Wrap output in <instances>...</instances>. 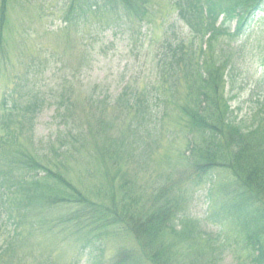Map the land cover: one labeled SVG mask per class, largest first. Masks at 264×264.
I'll return each instance as SVG.
<instances>
[{
    "label": "rangeland",
    "instance_id": "rangeland-1",
    "mask_svg": "<svg viewBox=\"0 0 264 264\" xmlns=\"http://www.w3.org/2000/svg\"><path fill=\"white\" fill-rule=\"evenodd\" d=\"M71 2L10 0L7 24L4 31L0 29L6 48L0 51L1 56L6 55L1 59L0 116L8 115L9 109L2 108L3 97L16 81L18 115L35 94L45 99L33 112L34 126L27 124L17 138L20 150L36 152L42 158L41 165L63 173L96 203L108 197L110 189L119 197L124 190L147 202L159 185L169 183L175 192L181 186L188 201L182 218L174 223L181 228L193 220L188 224L191 234L199 236L181 239L171 229L169 239L183 246L189 242L188 257L197 264H248L251 252L246 231L239 218L220 208L216 181L214 186L210 179L199 184L182 181L186 173L191 174L184 153L193 138L179 111L187 89L182 83L170 93L159 63L168 39L173 40L169 24L177 20L170 1L152 0L150 17L141 21L122 6L95 13L93 10L103 5H89V13L78 17L76 9L69 23L66 18ZM174 29L189 43L192 35L186 27L178 23ZM215 48L227 54L225 95L238 121L250 124L264 118V14L244 36L220 37ZM32 62L37 66L34 70L29 68ZM124 92L127 96L138 92L145 109L151 107L153 115H136L138 107L120 106L118 98ZM59 93L74 98L65 112L70 121L67 129L54 103ZM93 99L108 104H96ZM141 116L153 123L147 131L140 127ZM113 139L120 141L119 145L110 144ZM27 176L33 178L31 171ZM35 207L29 208L12 246L15 258L0 264H87L89 250L82 248L79 239L98 231L86 227L82 232L64 218L72 206L48 210L47 203L40 200ZM9 229L12 232L10 225ZM10 232L0 231V247L6 245ZM101 232L102 264L113 261L123 250L137 248V239L125 224L108 226Z\"/></svg>",
    "mask_w": 264,
    "mask_h": 264
},
{
    "label": "trees",
    "instance_id": "trees-1",
    "mask_svg": "<svg viewBox=\"0 0 264 264\" xmlns=\"http://www.w3.org/2000/svg\"><path fill=\"white\" fill-rule=\"evenodd\" d=\"M9 4L10 0H1L0 29L3 31L8 20ZM86 4L121 5L130 14L142 15L141 18L150 10V0H72L69 19L65 17L66 20L70 21L76 9L79 10L78 17L86 13ZM173 4L194 34L187 45L182 40L170 41L161 57L162 77L168 91L174 93L182 83L187 89L179 111L190 138L197 139H190L184 153L190 163L188 171L191 174L185 171L186 175L181 179L192 184L210 179L213 186L216 181L220 208L227 215L239 218L246 231L247 248L251 252L247 263L264 264V118L259 117L260 120L250 124L238 121V115H234L230 100L225 95L227 54L223 49L219 51L215 48L221 36H242L257 15L264 13V0H173ZM3 37L4 32L0 39V51L5 48ZM35 95L25 106L27 112L36 111L40 101L43 103L40 95ZM127 97L120 96L118 103H123L126 108L139 104L138 94L125 100ZM72 102V98L64 94L54 101L56 108L72 105ZM92 102L108 104L105 100L93 99ZM146 112V115H152L151 110ZM61 115L67 129L69 117L64 113ZM29 123L33 126V115L25 112L0 120L3 132L0 133V209L2 214L7 215L8 224L16 228L15 232L8 233L4 242L6 245L0 247V262L15 258L12 246L18 240L17 229L24 225L29 208L35 209L43 200L49 210L55 206H72V211L64 214V218L82 228V232L86 227L98 231L89 237L86 233L79 239L82 248L89 250L86 252L90 256L87 264L104 262L101 231L117 224H125L129 233L137 239V248L123 250L107 264H143V258L149 264H197L195 259L188 257L191 251L189 242L183 246L182 242L169 239L171 229L181 239H186V235L192 238L199 236V233L195 236L191 234L188 224L193 220H188L181 228L174 223L185 213L187 191L185 193L179 186L175 192L169 183L159 185L153 198L147 201L151 202L147 206V202H141L137 195L134 197L123 190L119 197L114 189H110L108 197H102L98 203L93 202L86 195V190L78 188L63 173L41 165L42 158L36 152L20 150L22 146H18L17 138ZM142 124L147 129L153 123L144 117ZM113 140L115 142L110 141V144L119 145L120 141ZM29 171L33 178L26 177ZM53 178L57 181L52 182ZM2 223L6 225L7 221Z\"/></svg>",
    "mask_w": 264,
    "mask_h": 264
}]
</instances>
